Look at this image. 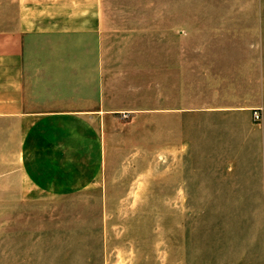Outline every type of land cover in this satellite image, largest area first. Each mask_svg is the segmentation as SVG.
<instances>
[{"label": "rangeland", "instance_id": "rangeland-1", "mask_svg": "<svg viewBox=\"0 0 264 264\" xmlns=\"http://www.w3.org/2000/svg\"><path fill=\"white\" fill-rule=\"evenodd\" d=\"M105 1L140 106L153 73V110L97 126L103 178L0 214L39 215L20 227L41 229L58 264H264V0ZM214 184L216 200L247 203L190 202Z\"/></svg>", "mask_w": 264, "mask_h": 264}, {"label": "crops", "instance_id": "crops-1", "mask_svg": "<svg viewBox=\"0 0 264 264\" xmlns=\"http://www.w3.org/2000/svg\"><path fill=\"white\" fill-rule=\"evenodd\" d=\"M180 13L178 5L165 7L164 21L181 26ZM112 20L105 0H0V205L39 204L43 193L88 188L104 176L97 126L153 110V73L149 96L147 66L142 73L147 95L140 106L137 70L109 47ZM222 187L190 202L247 203L241 196L216 200ZM183 199L177 203L189 202ZM38 216L0 214V264H58L41 229L20 227Z\"/></svg>", "mask_w": 264, "mask_h": 264}, {"label": "built area", "instance_id": "built-area-1", "mask_svg": "<svg viewBox=\"0 0 264 264\" xmlns=\"http://www.w3.org/2000/svg\"><path fill=\"white\" fill-rule=\"evenodd\" d=\"M253 118H254L255 120H259V118H260V114H259L258 111H254Z\"/></svg>", "mask_w": 264, "mask_h": 264}]
</instances>
